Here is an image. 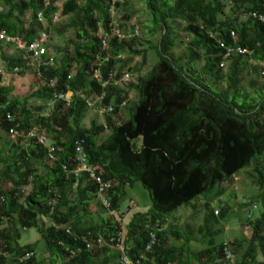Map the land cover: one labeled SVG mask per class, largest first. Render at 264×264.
<instances>
[{"label": "trees", "instance_id": "1", "mask_svg": "<svg viewBox=\"0 0 264 264\" xmlns=\"http://www.w3.org/2000/svg\"><path fill=\"white\" fill-rule=\"evenodd\" d=\"M224 1L146 0L154 25L161 30L156 46L157 64L138 79L137 85H131L137 90L138 100L130 105L133 107H128L129 119L119 125L112 115H107L106 125L95 123L87 129L83 123L90 111L89 99L107 92L104 106H114L115 115L126 101L127 97H123L128 95L125 88L113 84L105 89L103 83L93 79L94 61L102 47L100 38L85 28L99 29L102 25L106 31L111 30V0H0V33L5 32L8 37L31 42L45 30L40 14L50 20L58 12L59 3H62L63 16L74 18L67 29H75L78 36L65 46L59 67L39 69L44 85L31 95L44 104L36 108L37 113L27 107L26 102L7 103L11 88L3 87L0 77V130L8 134L15 125L26 134L35 125L39 130L44 129L54 140L55 158L53 166L41 176L36 168L48 162V149L37 140L30 139L33 141L30 145H23L20 139L13 140L14 143H9L11 151L0 154V264H38L37 242L19 243L21 230L32 228L38 229L51 256L63 261L69 259L63 264H121V254L116 250L105 247L88 251L83 243L84 239H99L102 231L99 225L86 220L99 186L88 174L75 178L62 172L63 166L69 172L74 170L76 142L80 139L86 140L90 165L107 182L113 183L114 188L109 193L113 203L110 212H121L126 186L140 184L149 194L148 211L135 213L127 226L129 257L133 262L221 264L225 251L231 249L236 264L262 263H258L257 248H261L264 257V213L261 219L249 221L253 222L249 240L218 241L223 229L217 226L227 219L228 211L222 209L220 216H216L209 198L212 195L221 198L226 192L224 183L251 170L249 176L258 194L243 206L250 210L256 199L264 205V90L250 98L242 91L241 77L247 68L254 72L259 68L254 64V67L249 66V59L234 54L229 72L224 73L220 67L224 52L217 45V41L222 40L227 46L248 48L253 52L251 59L257 67L264 65V26L238 22V18H234L242 11L264 13V0H233L230 15L226 14ZM128 2L117 4V9L124 10ZM27 13L31 18L26 24L23 18ZM176 21L186 23L188 64L174 52L178 48ZM231 32L236 34V42ZM127 45V41H112L113 54L105 65L104 80H112L111 74L118 80L122 77L117 70V55L124 53ZM5 46L13 47L15 52L11 59L16 64L33 60L13 41L0 40V48ZM201 58L205 59L203 77L197 78L192 64ZM145 60L146 55H143V64ZM221 83L227 84V90L217 91L213 87ZM249 83L254 88L253 81ZM68 92L74 93L69 105L65 100L54 98ZM10 114L15 117L14 121L7 119ZM3 186L10 188L5 191ZM26 187L30 188V194L24 198L22 190ZM200 197L206 199V214L204 225L196 234L191 230L190 238L174 226L165 228L181 208L193 206L196 209ZM44 219L48 223L44 224ZM53 223L59 228L53 227ZM106 224L108 228L102 235L107 239L122 229L118 221L110 220ZM157 226L162 229L158 242L147 253L150 233L143 231L147 228L152 231ZM65 228H69L70 233H66ZM172 238L186 243L180 247L172 243ZM193 242L202 248L189 255ZM60 243L77 251L76 256H70ZM244 246L246 249L241 254ZM30 251L35 256L28 262L16 260Z\"/></svg>", "mask_w": 264, "mask_h": 264}, {"label": "rangeland", "instance_id": "2", "mask_svg": "<svg viewBox=\"0 0 264 264\" xmlns=\"http://www.w3.org/2000/svg\"><path fill=\"white\" fill-rule=\"evenodd\" d=\"M65 1L66 0H64V2ZM74 1L81 2L82 0ZM127 6L128 7L124 8V10H118L116 18V21L120 26V32L125 35L126 39L119 40V42L123 43L124 41H127L129 43V45H127V49L125 48V52L121 55H117L119 58L117 64L118 72L120 73V75H122V78L127 74L129 76V78L127 79L129 80L128 82L124 81L121 83H116V86L118 88H125L124 90H126L128 93V95L123 97H127L126 99H124L127 101V106H125V108L123 109H119V112L117 114H112L113 119L119 125L121 122L129 119L130 115L128 107L132 103L135 104L138 100L137 90L135 88L132 89L131 85H137L138 79L143 77L146 73H149L157 64L158 54L156 46L157 44H159L161 37V30L154 25L153 16L148 10L146 0H129ZM56 7L58 9L57 13L60 14V17L57 20L52 18V25L48 19L45 20L46 28L49 33L48 44L50 46V50L52 51L51 56L54 58V65L52 67H59L61 65V62L64 58L66 48L65 46L78 39L75 29H67V26L74 21V18L72 16H63L61 12L62 3H59ZM225 11L227 15L233 13L230 7H226ZM239 16L240 13L239 15L236 14L234 18H238V22H241L242 20ZM30 18L31 14L27 13L23 18L24 23L27 24ZM174 24L176 26V37L178 39V48H176L174 52L176 56L181 55L188 64V52L186 47L189 43V38L184 31L186 23L182 21H176L174 22ZM85 29L89 30L92 35L98 36L99 38L102 35L101 27H99V29L98 27H86ZM8 40H11V38H9ZM69 49L72 50V47H69ZM13 52L15 51L12 46H5L4 49L0 48V77L2 79L1 85L3 87L11 88V92L6 97L7 103L19 101L21 104H23V102H26V106L30 107L32 111L37 113L36 108L44 106V104L36 100V98H32L31 95L44 85L41 71L38 69L37 62L31 59L24 60L22 65L16 64V61H13L11 59V54H13ZM143 55H146L145 64H143ZM7 58H9V60H7ZM204 62L205 59L201 58L195 61L194 64H192L195 69L194 73L196 74L197 78L203 77ZM252 64H255V62L252 61L249 66H253ZM255 67L259 68L258 72H254L251 68H247L243 71L241 76L243 78L242 91L246 93V95H248L250 98H252L254 95L261 94V92L264 90V65L262 64L261 67ZM12 68H14L13 71H11ZM16 68H22L21 72L16 71ZM223 72H229V66ZM250 80L253 81L254 88L250 86ZM213 87L216 88L217 91L227 90L226 83L216 84ZM230 92H232V90H230ZM69 94L70 96H73L72 93ZM133 106L134 105L130 107ZM107 118L108 116L101 113L99 104H97L95 107H92L86 114L83 124L85 128L90 129L95 123H97L98 125H106ZM31 131L36 134H46L48 137V144L50 143L54 145L53 138L49 137L44 129L39 130V128L35 125L31 129ZM108 134L109 132L105 133L103 137L105 138ZM19 139L23 142V145H30V143L33 142L32 140L22 136H20ZM9 143H14L13 139L9 136V134H6L0 130V154H7L11 151V146ZM52 166L53 164L45 162V164L37 166L36 169L41 176H45V174ZM250 172L251 170H246L243 173L238 174L235 178H231L226 183H224L223 187L225 188L226 192L221 198L218 199L213 195L209 196L210 200L212 201V207L216 212V216H220L219 213L222 209L228 211L227 219L225 221H221L220 225L217 226V228L223 229V234L218 238V241H221V239L230 242L245 239L249 240L253 234V227L251 224L257 219L262 218V215L264 213V205L261 201H258L257 199L256 201L254 200L255 202L253 205L257 206L256 209H253V207H251L250 210H248L249 207L243 206L247 203H251L258 194L257 186L253 183L249 176ZM9 188V186H3V189L5 191H8ZM125 191L126 198L124 199L125 201L122 204V210L120 213H109L107 209L99 202V199L97 197L95 199V202H93L91 208H89L92 211V215H88V221L90 222L91 220V224H101L99 228L102 232L105 228H108L106 226L107 222H109L110 220L115 222L118 221L124 228L125 232H128L127 226L131 221L132 216L138 212H147L151 206V200L148 192L140 184H136L133 187L126 186ZM205 200L206 199L204 197H200L199 200H197L198 202H196L195 204L196 209H193V206L181 208L167 222L168 224L165 225V228L174 226V228L182 231L185 235L191 238L190 231L194 230L196 234L198 228L204 225L206 214L204 206ZM249 221L253 222L250 223ZM43 223H48V220L44 219ZM102 232L100 236H103ZM143 232L149 235L151 230L147 228ZM195 237L198 236L195 235ZM172 239V243L180 247L184 246L186 243L185 240L178 241L176 238ZM34 242H38L35 253L39 260V264L68 263L69 259L63 261L62 259H59V257L55 258L48 253L45 243L44 241H42L37 228L21 230V237L19 239V243L21 245ZM246 246H244L241 254L244 253ZM201 248V245L193 242L190 245L188 254L191 255L193 253H197V251H199ZM257 249L258 263H264V257L261 248ZM95 255H97V253H95ZM221 264L236 263H230V261L226 260V262L223 261Z\"/></svg>", "mask_w": 264, "mask_h": 264}, {"label": "built area", "instance_id": "3", "mask_svg": "<svg viewBox=\"0 0 264 264\" xmlns=\"http://www.w3.org/2000/svg\"><path fill=\"white\" fill-rule=\"evenodd\" d=\"M112 2V8L110 10L111 14H115V5L117 3H123L121 0H111ZM225 3L227 7H232L234 5L233 0H225ZM240 17L242 20L246 22H251L252 24H258L261 26H264V13H257L254 11H242L240 13ZM53 19L57 20L59 18V14H56L52 16ZM39 19L43 22L44 21V15L40 14ZM111 30L110 31H103L101 35V45H102V51L96 55V60L94 61V67H93V79L95 81L103 83V87L106 89L113 84H116L117 82H128L127 80L129 78L128 74L121 77L119 80L116 79L115 74H111L112 80H104V69L107 62L111 59L112 56V43L111 40L113 38H117L118 40H123L125 38V35H123L120 32V26L119 23L116 22V20H113L111 23ZM47 33H42L38 38L35 40L26 43L20 39L17 38H11L8 37L5 32L0 33V40L10 42L13 41L17 44V47L25 52L26 54L30 55L33 60H36L39 64V68H48L49 66H52L53 64V57L50 56L49 47L47 45ZM11 38V40H8ZM231 38L234 42H236V34L234 32H231ZM218 48L221 49L223 54V61L220 64L221 69L225 70L230 64L231 60L234 54H237L239 56H243L247 59H249V62H252V55L253 52L249 50L248 48L235 45V46H227L224 44L222 40L217 41ZM18 71V69H16ZM116 80V81H115ZM66 99L70 100V95H65ZM55 98H64L63 95H55ZM107 98V92H104L101 96L93 97L88 100V103L90 107H95L97 104H99V109L102 114L104 115H112L115 112L114 106L105 107L104 101ZM127 104V101H123L120 105V108H125ZM48 111L46 115L49 117L52 107V102L48 104ZM50 108V109H49ZM7 119L15 120V117H13L11 114L7 116ZM23 132L19 130V125H15L14 127L10 128L8 134L13 139H19L20 136L26 137L28 139H35L38 141L40 145L43 147H47L48 149V162L53 164L55 162L54 158V146L52 144H48V137L46 134H36L33 131H29L25 135L22 134ZM86 140L80 139L76 142V156H75V168L72 172H69L68 168L66 166L62 167V172L66 175H73L75 178H79L80 176H83L85 174H88L87 176L92 182H95L97 186H99V192L97 194V197L99 199V202L110 212V210L113 207V203L111 198L109 197V193L114 188L113 183L107 182L103 176L98 172L97 169H95L92 165H90L89 160V153L86 148ZM30 194V188L26 187L22 190V195L24 198H26ZM52 203V202H51ZM50 203V204H51ZM254 208H257L256 205H253ZM112 213V212H111ZM53 227L59 228V226L56 223L52 224ZM161 228L157 226L154 230L150 232V240L146 246L147 253H150L154 246L158 242V233L161 232ZM66 233H70L69 228H65ZM128 232H125L124 228L120 231H118L113 236L109 237V239L104 238L103 236H100L99 239H96L95 241H89L88 239H84L83 243L85 245L86 250L93 251L96 248H115L118 250V253L121 254V264H143L142 260H138L137 262H133L131 258L129 257V251L130 246L127 244ZM65 251H69L70 256H76L77 251L69 249L68 247L64 246L63 243H60ZM230 251V254H229ZM231 255V256H230ZM35 256V253L33 251H30V253H27L26 255L22 257H18L16 260H18L20 263L28 262L31 258ZM226 258V259H225ZM224 259L230 261V263L234 262V256L231 249H228L224 253Z\"/></svg>", "mask_w": 264, "mask_h": 264}, {"label": "clouds", "instance_id": "4", "mask_svg": "<svg viewBox=\"0 0 264 264\" xmlns=\"http://www.w3.org/2000/svg\"><path fill=\"white\" fill-rule=\"evenodd\" d=\"M121 1H123V3H117V4H119V5H123L124 3H125V0H121ZM116 4V5H117ZM116 5H115V14L114 15H112L111 14V16H112V19L113 20H116V18H117V12H118V10H120V9H117V7H116ZM111 8H112V4L110 5V10H111ZM111 13V12H110ZM41 14H43V13H41ZM56 14H59V13H56ZM55 14V15H56ZM44 15V14H43ZM60 15V14H59ZM52 16H54V15H52ZM52 16H51V19L49 20V21H51L52 20ZM45 17H44V21L42 22L43 23V25L45 26V30H43L42 32L43 33H47L48 34V37H47V45H48V47H49V52H50V56H51V53H52V51L50 50V46H49V44H48V41H49V33H48V30H47V28H46V24H45ZM242 20V19H241ZM113 22V21H112ZM117 22V21H116ZM99 27H101V29H102V33H103V31H106L103 27H102V25H99ZM40 35H42V33H40L39 34V36ZM38 36V37H39ZM37 37V38H38ZM36 39V38H35ZM34 39V40H35ZM114 39H117L116 37L115 38H113L112 40H111V43H112V41L114 40ZM125 39V38H124ZM33 41V40H32ZM100 42H101V37H100ZM101 47H102V45H101ZM113 54V53H112ZM52 57V56H51ZM34 61H36V60H34ZM53 61H54V58H53ZM37 62V61H36ZM37 65H38V69H41V68H39V64H38V62H37ZM54 65V62H53V64H52V66ZM52 66H49V67H52ZM254 66H257L256 64H254ZM262 66V64H259L258 65V67H261ZM69 93H72V92H68L67 94H69ZM73 94V96H74V93H72ZM70 95V94H69ZM64 96V95H63ZM73 96H70V100L68 101L67 99H66V97L64 96V98H58V99H62V100H65L66 101V103H67V105H69L70 104V102H72V97ZM54 98H55V95H54ZM51 103V102H50ZM48 109V108H47ZM90 109H91V107H90Z\"/></svg>", "mask_w": 264, "mask_h": 264}, {"label": "crops", "instance_id": "5", "mask_svg": "<svg viewBox=\"0 0 264 264\" xmlns=\"http://www.w3.org/2000/svg\"><path fill=\"white\" fill-rule=\"evenodd\" d=\"M240 17V16H239ZM241 22H246V21H244V20H242ZM23 135H25V132H23L22 133ZM108 211V210H107ZM109 212V211H108ZM109 213H111V212H109ZM139 213V212H138ZM89 214L90 215H92V211H91V209H89ZM88 214V215H89ZM88 215H87V218H86V220L88 221ZM88 223H90L91 224V220H90V222L88 221ZM93 225H95V226H100L101 224H99V223H92ZM89 226V225H88ZM37 244H38V242H37ZM114 250H116L117 251V253H118V250L117 249H115V248H113ZM50 254V253H49ZM51 255V254H50ZM59 259H61V258H59ZM36 260H37V263L39 264V260H38V258H37V256H36ZM224 261H225V259H224Z\"/></svg>", "mask_w": 264, "mask_h": 264}]
</instances>
